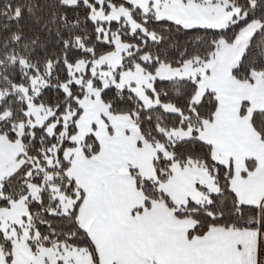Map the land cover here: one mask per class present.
I'll return each mask as SVG.
<instances>
[{
	"label": "snow or ice",
	"instance_id": "6c2138e0",
	"mask_svg": "<svg viewBox=\"0 0 264 264\" xmlns=\"http://www.w3.org/2000/svg\"><path fill=\"white\" fill-rule=\"evenodd\" d=\"M0 264H264V0H0Z\"/></svg>",
	"mask_w": 264,
	"mask_h": 264
}]
</instances>
